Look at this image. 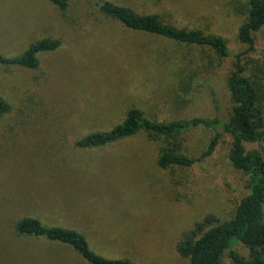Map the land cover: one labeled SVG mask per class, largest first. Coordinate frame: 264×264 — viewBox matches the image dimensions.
Listing matches in <instances>:
<instances>
[{
	"label": "rangeland",
	"instance_id": "1",
	"mask_svg": "<svg viewBox=\"0 0 264 264\" xmlns=\"http://www.w3.org/2000/svg\"><path fill=\"white\" fill-rule=\"evenodd\" d=\"M100 1L71 0L63 11L50 0H0V54L19 56L43 38L61 41L38 54L36 68L0 64V96L11 106L0 116V264H90L64 243L19 234L17 223L28 216L81 230L108 257L191 264L176 249L183 234L210 214L229 219L245 193L244 176L227 161L226 135L212 155L168 169L158 165L160 144L144 132L76 146L121 122L133 104L165 121L213 118L230 105L222 78L217 90L205 85L177 100L174 67L197 47L123 27L103 15ZM111 1L223 36L235 53L245 49L237 6L246 0ZM256 39L264 47V29ZM213 134L187 131L182 151L201 156ZM250 147L264 151V140ZM235 249L249 257L243 243ZM223 262L242 264L228 252Z\"/></svg>",
	"mask_w": 264,
	"mask_h": 264
},
{
	"label": "trees",
	"instance_id": "2",
	"mask_svg": "<svg viewBox=\"0 0 264 264\" xmlns=\"http://www.w3.org/2000/svg\"><path fill=\"white\" fill-rule=\"evenodd\" d=\"M58 9L67 10L71 0H50ZM104 16L131 30L161 35L196 48L179 59L173 70L177 100L185 102L188 93L197 95L205 85L217 90L220 78L229 99L225 115L213 118L165 121L150 116L133 104L125 118L110 129L84 135L76 141L78 147H98L144 132L160 144L158 165L168 169L191 167L202 158L212 155L222 138L229 137L228 164L244 176L245 193L237 202L234 214L221 221L210 214L186 231L176 244L178 253L191 264H224L228 252L234 262L264 264V151L250 147L264 140V47L258 48L257 33L264 29V0H246L237 6L244 16L237 29L239 43L245 46L235 53L227 40L202 28L183 27L165 20L157 13H140L134 8L111 0L99 2ZM58 39L43 38L30 44L19 56L0 54V64L36 68L38 54L56 50ZM230 61V67H224ZM224 67V68H223ZM225 71L223 75L220 72ZM11 106L0 96V116ZM198 127L210 128L214 134L207 149L195 157L182 151L184 134ZM22 235H34L72 247L90 264H144L128 257H108L97 252L87 235L74 227L49 226L36 217H24L17 223ZM249 248L248 258L235 249L238 243Z\"/></svg>",
	"mask_w": 264,
	"mask_h": 264
}]
</instances>
